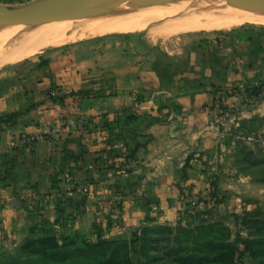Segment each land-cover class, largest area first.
I'll use <instances>...</instances> for the list:
<instances>
[{"label": "crops", "instance_id": "crops-1", "mask_svg": "<svg viewBox=\"0 0 264 264\" xmlns=\"http://www.w3.org/2000/svg\"><path fill=\"white\" fill-rule=\"evenodd\" d=\"M111 38L118 46L108 54L0 71V149L13 137L58 127L33 147L0 153V243L29 221L79 212L84 195L61 192L71 183L114 180L98 166L119 153L116 144L134 143L125 167L148 191L174 193L186 175L198 193L208 179L233 172L242 146L231 120L217 122V106L237 113L241 131L264 133V96L245 102L264 83V27L186 32L172 44L130 33ZM134 124V137L117 139ZM63 172L71 183L60 179ZM33 190L34 200L18 198Z\"/></svg>", "mask_w": 264, "mask_h": 264}, {"label": "rangeland", "instance_id": "rangeland-1", "mask_svg": "<svg viewBox=\"0 0 264 264\" xmlns=\"http://www.w3.org/2000/svg\"><path fill=\"white\" fill-rule=\"evenodd\" d=\"M38 1L41 0H0V6L17 8ZM193 1H100L92 9L87 7L83 14L88 15L1 27L0 71L27 62L47 65L52 57L61 62L76 60L85 53L93 58L99 50L108 54L110 48L118 46L112 43V35L119 33L81 36V29L73 28L66 33L70 40L57 44L59 36L44 35L39 30L91 16L128 15L144 7V14L130 21L143 28L127 33L155 45L172 44L186 32L224 33L239 27H264L250 23L228 29L195 26L216 17V10L208 3L204 8L203 1ZM31 46H37L38 51L8 63ZM136 127L134 124L126 133L117 132V139L125 140L127 133L134 137ZM123 144L128 149L134 146L131 141ZM235 158L232 173L213 176L198 193L191 192L193 183L189 185L186 175H181L183 185L174 193L163 190L161 195L148 191L142 179L135 177L137 173L125 167L128 160L113 167L99 163L98 169L111 170L114 180L102 184L94 179L81 182L89 184L90 190L84 196L71 198L83 196L84 200L74 215L45 223L29 221L17 227L12 241L0 243V264H264V150L242 144ZM58 193L55 196H61ZM18 198L26 202L35 199Z\"/></svg>", "mask_w": 264, "mask_h": 264}, {"label": "bare ground", "instance_id": "bare-ground-1", "mask_svg": "<svg viewBox=\"0 0 264 264\" xmlns=\"http://www.w3.org/2000/svg\"><path fill=\"white\" fill-rule=\"evenodd\" d=\"M100 1L110 2L111 0L110 1L99 0L97 2H100ZM155 1H158V0H133V2H155ZM199 1H203V3H205V5H203V7L204 6L208 7L206 5L207 3L209 5V7L212 5L213 7L212 6L211 7L215 8V10H216L215 11L216 17H214L212 19H207L206 22L202 20L203 22L194 23L193 25H195V26L200 25L202 28H205V29H228L231 26L242 25L245 23L264 25V7H262L260 5V3L256 0H240V1L239 0H194L193 2L198 3ZM244 3H250L253 5H257V6L252 7V6H250L248 4L246 5ZM128 5H130V4H128ZM152 5H154V4H152ZM126 7H128V6L126 5ZM206 7H204V8H206ZM148 8H149V6H148ZM148 8H146V9H148ZM91 9H92V7H91ZM127 9H131V8H127ZM144 9H145V7H144ZM144 9L143 8L142 9L141 8L133 9L132 13L128 14V15H109L107 17L101 15L98 17H92L91 16L90 18H86V19L80 18V20H75V21H71V22L69 21V23L68 24L66 23L65 25H61V26L56 25L55 27L40 28L39 31L41 33H43L44 35L45 34L46 35L54 34V35L59 36L58 39H60V38L61 39L56 40V41H58L57 44L58 43L62 44V42H67L70 35L67 37L66 33L69 32L73 28H76V29L80 28L82 31V34H80L81 36L82 35H84V36L85 35L95 36V35H103V34H107V33H125V32L127 33L130 31H136V30L139 31L140 29L143 28V26L138 25V24H131L130 21L137 18L136 17L137 15L140 16V15L144 14V12H145ZM210 10H211V8H210ZM201 14L205 15V14H207V12H202ZM76 15H78V14H76ZM84 15H88V14L80 13V15H78L77 17L84 16ZM70 16H72V15H70ZM60 18H62V17H60ZM69 18H71V17H69ZM74 18H76V17H74ZM24 23L28 24L30 22H24ZM12 24H19V23H2V22H0V28L1 27L4 28V26L8 27ZM34 28L35 27H33L32 29H34ZM195 28H197V27H195ZM24 32H27V31H24ZM28 32H30V31H28ZM49 42H51V41H49ZM52 43L56 45V43H54V42H52ZM31 47L32 48L25 50L24 53L21 52L17 55H14L10 60H8V63H11V62L13 63V62L19 60L20 58H22L23 56L36 53L39 49V48H37V46L36 47L31 46Z\"/></svg>", "mask_w": 264, "mask_h": 264}, {"label": "built area", "instance_id": "built-area-1", "mask_svg": "<svg viewBox=\"0 0 264 264\" xmlns=\"http://www.w3.org/2000/svg\"><path fill=\"white\" fill-rule=\"evenodd\" d=\"M256 94L253 95L250 99H247L246 103H253L259 97L264 96V83L259 85L255 90ZM217 122L225 123L228 120H231L235 130L234 136L239 142L246 146H260L264 150V133L261 131H252V132H243L238 129V115L234 110H229L221 106H217L216 109ZM58 132V127H45L36 133H26L17 137H13L9 140L7 145L0 149V153H7L13 151L20 147H33L37 143L44 142L49 139L51 136ZM115 147L118 148L119 153L117 155H111L106 159L102 164L106 167L120 166L126 163L129 159V149L124 144H116ZM62 180L67 183H71V176L69 173L65 172L61 176ZM89 184H73L65 189L62 193L65 197L72 198L76 195H85L89 192ZM60 193V192H59ZM58 193V194H59ZM60 193V194H61ZM36 191L33 190L30 193L22 192L19 194L22 199H31L36 198Z\"/></svg>", "mask_w": 264, "mask_h": 264}, {"label": "water", "instance_id": "water-1", "mask_svg": "<svg viewBox=\"0 0 264 264\" xmlns=\"http://www.w3.org/2000/svg\"><path fill=\"white\" fill-rule=\"evenodd\" d=\"M99 0H41L17 8L0 6L2 23H39L60 17L76 15L87 11ZM264 7V0H256Z\"/></svg>", "mask_w": 264, "mask_h": 264}, {"label": "trees", "instance_id": "trees-1", "mask_svg": "<svg viewBox=\"0 0 264 264\" xmlns=\"http://www.w3.org/2000/svg\"><path fill=\"white\" fill-rule=\"evenodd\" d=\"M135 149H136V146H135V145L133 146V148H130V149H129V152H130V153H129V158H132V157H133V154H134ZM116 155H117V154H116Z\"/></svg>", "mask_w": 264, "mask_h": 264}]
</instances>
